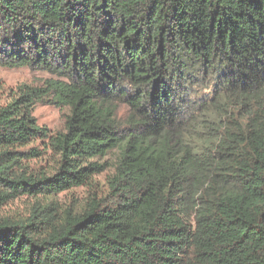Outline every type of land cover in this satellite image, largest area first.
Segmentation results:
<instances>
[{
  "label": "trees",
  "instance_id": "16d2710c",
  "mask_svg": "<svg viewBox=\"0 0 264 264\" xmlns=\"http://www.w3.org/2000/svg\"><path fill=\"white\" fill-rule=\"evenodd\" d=\"M0 67L57 77L0 105V264H264V0H0Z\"/></svg>",
  "mask_w": 264,
  "mask_h": 264
},
{
  "label": "rangeland",
  "instance_id": "374dc122",
  "mask_svg": "<svg viewBox=\"0 0 264 264\" xmlns=\"http://www.w3.org/2000/svg\"><path fill=\"white\" fill-rule=\"evenodd\" d=\"M51 79H57V77L45 71L33 70L28 67H0V105L7 103L28 88L37 89L38 91L43 90V93L47 94V82ZM50 99L51 97L43 96L41 99L36 100L34 107H32V115L37 123L46 129L48 135L52 137L57 131L63 129L64 115L67 109L54 105ZM127 111L126 105H118L117 115L119 118H125ZM48 144L49 141L47 139H37L25 147L27 150L34 147L37 152H41L28 161V168L31 172L48 171L47 173L51 175L53 168L49 158L53 156ZM109 171L110 169H105L97 175L95 178L97 180H94V183L98 184V187L103 186L104 174L105 172L109 173ZM87 189V185L74 187L62 192L56 198L58 200H67L69 196L70 198L75 196L81 199L86 194ZM56 198L51 197V199ZM33 203V199L22 197L8 204L3 211L9 214L18 213L24 215L28 213Z\"/></svg>",
  "mask_w": 264,
  "mask_h": 264
}]
</instances>
